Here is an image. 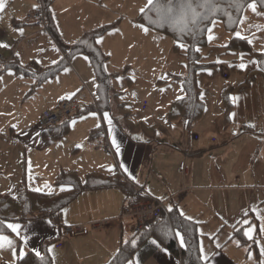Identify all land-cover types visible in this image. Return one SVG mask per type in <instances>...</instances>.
I'll return each instance as SVG.
<instances>
[{
	"label": "crops",
	"instance_id": "1",
	"mask_svg": "<svg viewBox=\"0 0 264 264\" xmlns=\"http://www.w3.org/2000/svg\"><path fill=\"white\" fill-rule=\"evenodd\" d=\"M16 1L11 0L9 6L0 10V51L5 61L7 60L5 66L0 67V155L3 157L0 171L6 174L4 179L18 178L13 174V165L21 155L12 151L15 143L44 150L53 144V137L63 131V128L43 129L38 122V116L28 113L44 110L46 107L54 108L63 102L57 99L52 102L46 97L34 98L32 91L37 88L45 89L50 77L42 80L41 76L18 73L11 64L18 62L24 66L33 65L45 70L60 63L62 70L77 55L66 57L63 46L68 43L63 41L58 31L52 10V22L62 42L54 38L46 23L35 18V14L43 10L40 0L36 6V0L28 3L29 10L25 17L21 12L11 10ZM7 10L10 12L5 15ZM20 29L23 30L22 33ZM43 44L48 48L43 47ZM41 50L50 51L52 59L44 57V63L40 58L29 59V55H35ZM188 71L189 69L183 75L188 74ZM226 89L223 90L224 101ZM198 93L201 98L199 91ZM50 95L55 97L48 92L47 97ZM185 96L177 98L175 102ZM118 97L110 102L109 110L104 112L117 113L113 115L117 125L131 140L149 143L153 147V155L150 160L145 159L139 164L137 171L129 169L123 161L122 169L119 161L115 159V164L110 168L91 170L85 177L79 175L81 180L85 182L90 172L101 171L108 175L102 181L120 177L137 191L165 202L166 208L163 212L171 210L175 204L182 214L196 223L200 250L204 246L203 240L210 239L211 251H201L202 258L208 264H264V144L255 155L254 149L240 146V135L236 133L239 129L233 131L225 128L222 124V113H218L221 122L215 126L209 124L210 120H200L204 111L203 102L199 117L194 119H189L184 114L172 117L173 104L159 116L152 115V118L140 120L132 114L131 118H123L125 123H119L122 115L131 113L122 110V102L116 103L120 101ZM146 106L147 102L143 108L146 109ZM87 107V110L91 109L90 106ZM115 108L118 112H115ZM176 120L178 121L173 123ZM98 127L103 133L93 134L96 139L91 140V132ZM217 133L222 136L219 140L215 138ZM253 133V127H243V134ZM259 135L264 137V133ZM86 138L87 145L92 149H98L104 144L108 146L107 149L103 146L104 149L115 153L105 124L91 128ZM178 168L180 177L175 173ZM62 170V167L54 170L49 189L32 190H61V187L54 184ZM118 172L122 177L115 175ZM181 193L182 197L177 199ZM126 203V191L122 188L114 186L91 189L82 192L64 208L60 224L52 221L50 217L38 218L49 219L58 227V235L45 246L52 256L53 264H108L118 252L122 240L133 238L136 241V232L139 230L134 219L124 215ZM95 220L103 221L104 226L93 229L87 235L70 237L64 234V229L68 226L86 225ZM46 238L42 237V240ZM158 242L159 247L154 256L160 264H182L181 252L179 254L170 251L159 240ZM29 250L33 249L18 251L17 259ZM134 256L127 264H130ZM0 264L8 263L3 259Z\"/></svg>",
	"mask_w": 264,
	"mask_h": 264
},
{
	"label": "rangeland",
	"instance_id": "2",
	"mask_svg": "<svg viewBox=\"0 0 264 264\" xmlns=\"http://www.w3.org/2000/svg\"><path fill=\"white\" fill-rule=\"evenodd\" d=\"M36 1L34 6L39 3ZM0 2L3 3V8L11 4V0ZM29 2L31 0H17L11 10H17L25 17ZM251 4H255V11L249 7ZM147 5L148 0H53L51 6L54 21L65 43L74 44L85 31L99 30L101 25L109 27V31L99 37L97 43L108 58V70L114 74L113 87L120 95V101L116 103L122 102V110L129 111L130 118L133 114L140 120L165 113L177 98L186 95L182 77L189 69L187 44L147 24L141 11ZM9 12L7 10L5 15ZM234 35L248 38L251 49L231 47L230 41ZM207 38V44L200 48L199 67L195 72L200 99L204 103L200 120H210L209 124L215 126L221 122L218 113H222L224 127L233 131L239 129L236 132L240 135L238 144L254 149L255 155L264 144V137L259 135L264 133V82L256 73L259 67L256 53L264 52V9L256 2H250L244 8L234 32H228L220 20H214ZM43 47L48 48L44 44ZM2 57L0 67L5 66L7 61ZM28 57L30 60L40 58L42 63L44 57L52 59L47 50ZM253 73L256 78L248 85ZM225 88L230 91L232 106H229V111H226L223 99ZM48 92L55 97H47ZM32 93L36 99L46 97L52 102L56 99H75L77 112L70 118L73 120L70 121L68 130L65 132L63 128L64 132H58L49 148L37 150L24 144H14L15 149L12 147V151L21 155L13 165V174L18 178L4 179L6 174L0 171V193L18 198L22 184L27 189H49L57 167L64 170L75 169L81 177H85L91 170L112 167L115 159L122 169L121 161L132 171H137L139 164L145 159H151L153 147L149 143L131 140L115 122L113 115L117 113L98 112L94 105L97 99L96 76L85 54H77L67 67L47 79L45 89L37 88ZM145 102L146 109L143 108ZM87 106L91 107V111L87 110ZM42 112L43 109L28 113L38 116L40 123ZM115 112H118L117 108ZM126 116L121 117L126 119ZM119 123L125 121L121 119ZM99 124H105L108 128V138L116 154L103 146L92 149L87 145L89 130ZM244 126L253 127L255 133L243 134ZM215 138L219 140L222 136ZM2 160L0 155V165ZM175 173L180 177L179 168ZM12 224H19L20 228L18 234H0L12 241L10 246L5 243L0 248V263L4 259L8 264H16L18 251L23 252L29 248L42 254L45 251L44 244L52 242L58 235V227L49 219ZM42 237H47V240H42ZM209 240H203L204 253L211 251ZM158 247V240L149 236L139 246L130 264H160L154 256Z\"/></svg>",
	"mask_w": 264,
	"mask_h": 264
},
{
	"label": "trees",
	"instance_id": "3",
	"mask_svg": "<svg viewBox=\"0 0 264 264\" xmlns=\"http://www.w3.org/2000/svg\"><path fill=\"white\" fill-rule=\"evenodd\" d=\"M256 2L261 9H264V0H238L239 7H236L231 3V0H213L218 6V10L214 15L210 14L207 10H201L207 15L208 19H201L195 25H189L190 31L180 33L174 31L169 21H161L160 24L152 23L157 19L156 13L150 10V6L142 11V16L147 24L151 27L158 29L180 42H184L188 45V74L182 77L185 89L187 91L186 96L178 99L172 109V117L185 115L189 119L199 117L200 108L203 106L202 101L199 98V89L195 80V72L199 67L200 51L199 48L206 45L208 38L207 33L214 20H220L225 29L229 32H234L241 20V16L244 8L250 2ZM53 0H40L41 7L44 13V23L58 42H62L58 31L53 25L51 16V5ZM109 27L105 25L101 26L99 30L85 32L81 38L72 45H64L66 57L69 55L85 54L95 71L97 79L96 87V108L100 113L109 110L110 102L115 97L120 96L113 87L114 74L111 73L107 66V56L102 52L98 46V38L105 34ZM230 46L241 49H251V45L248 38L234 35L230 41ZM256 57L259 63V67L256 73L264 79V53L257 52ZM12 67L18 73H24L26 75H33L42 77V80L51 76H55L61 70V64H55L48 69H41L33 65L24 66L21 63L14 62ZM40 77V78H41ZM256 75L253 73L251 79L248 81V85L254 81ZM229 89L225 90V101L227 102L228 110L229 106H232L229 100ZM76 113V112H75ZM74 113V114H75ZM73 114V115H74ZM70 116L63 120L58 126L54 128H64L65 132L69 128V123L72 119ZM131 115L127 114V118ZM125 117V116H124ZM124 117H120V120ZM70 119V120H69ZM67 120V121H66ZM90 136L91 140H95V133H103L100 127L96 128ZM106 149L108 146L103 145ZM115 175H120L116 173ZM108 175L103 172H90L87 174V180L83 182L76 170H62L56 180L55 186L61 187V190L36 191L27 189L24 185H20V194L18 198H14L8 194L0 193V234H6L12 232L6 227L9 223H27L31 220L50 217L52 221L60 224L63 220V210L66 206L72 203L76 197L82 192L91 189H99L103 187H119L126 191L127 203L134 200L148 198L143 192L137 191L133 186L122 180L120 177L114 178L111 181L106 179ZM122 177V176H121ZM63 189V190H62ZM70 227V226H68ZM196 223L188 219L184 214L180 212L178 207L174 204L173 208L167 212H162L160 219L152 225L151 228L146 230H139L136 232L138 239L134 241L133 238L122 240L118 252L109 261L108 264H127L137 248L149 237H156L168 250L173 252H181L182 264H208L201 256L199 233L196 228ZM179 232L180 236L176 233ZM182 238V239H181ZM134 242V244H133ZM45 246L48 244H44ZM16 264H53L52 256L47 249L42 254L37 255L34 250L19 255Z\"/></svg>",
	"mask_w": 264,
	"mask_h": 264
},
{
	"label": "built area",
	"instance_id": "4",
	"mask_svg": "<svg viewBox=\"0 0 264 264\" xmlns=\"http://www.w3.org/2000/svg\"><path fill=\"white\" fill-rule=\"evenodd\" d=\"M35 18L41 22L44 21L43 10L36 13ZM2 56L3 55L0 52V65L3 60ZM76 110L77 101L75 99L63 101L52 109L43 110L40 125L43 129H50L58 126L63 120L72 116ZM98 145H100V143ZM187 155H189L188 152ZM181 197L182 193L177 196V199ZM165 208V202L148 197L126 203L124 207V215L134 219L137 230H146L160 219ZM102 226H104L103 221L95 220L86 225L66 227L64 229V234L70 237L87 235L93 229H98Z\"/></svg>",
	"mask_w": 264,
	"mask_h": 264
},
{
	"label": "snow or ice",
	"instance_id": "5",
	"mask_svg": "<svg viewBox=\"0 0 264 264\" xmlns=\"http://www.w3.org/2000/svg\"><path fill=\"white\" fill-rule=\"evenodd\" d=\"M231 3L236 7H239L238 0H231ZM148 5L150 6V10L156 13L157 19L155 21L151 20L150 22L160 24L161 21H169L174 31H179L180 33H184L190 31L189 25L197 24L201 19H208L209 17L204 14L201 10H207L210 14H215L218 10V6L213 2V0H148ZM3 3L0 2V10L3 9ZM253 11H255V4L249 5ZM143 11V9H141ZM21 33L23 32L20 29ZM147 31V29H145ZM210 39L212 37H209ZM241 67H244L241 64ZM105 117L107 114L105 113ZM109 123L111 121L109 120ZM115 143V140L113 141ZM117 150L118 146H117ZM63 190V189H62ZM3 222H0L2 224ZM8 229L12 232L18 234V230L20 228L19 224L9 223L6 225ZM177 236H180V233H176ZM182 239V238H181ZM8 244L9 246L12 244V241L5 235H0V248L4 245ZM155 243V241H153ZM134 244V242H133ZM52 249H49L51 251ZM203 251V249H201ZM37 255L39 253L37 252Z\"/></svg>",
	"mask_w": 264,
	"mask_h": 264
}]
</instances>
